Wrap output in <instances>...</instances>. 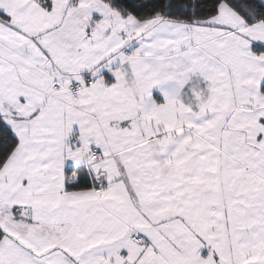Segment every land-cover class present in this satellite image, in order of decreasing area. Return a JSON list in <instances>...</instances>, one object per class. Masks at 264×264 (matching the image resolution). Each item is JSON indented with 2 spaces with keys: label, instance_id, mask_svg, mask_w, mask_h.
<instances>
[{
  "label": "snow or ice",
  "instance_id": "obj_1",
  "mask_svg": "<svg viewBox=\"0 0 264 264\" xmlns=\"http://www.w3.org/2000/svg\"><path fill=\"white\" fill-rule=\"evenodd\" d=\"M0 264H264V0H0Z\"/></svg>",
  "mask_w": 264,
  "mask_h": 264
}]
</instances>
